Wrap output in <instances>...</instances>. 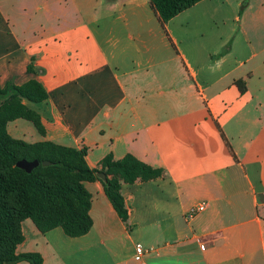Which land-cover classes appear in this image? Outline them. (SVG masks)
Instances as JSON below:
<instances>
[{
  "label": "crops",
  "instance_id": "0c3cea01",
  "mask_svg": "<svg viewBox=\"0 0 264 264\" xmlns=\"http://www.w3.org/2000/svg\"><path fill=\"white\" fill-rule=\"evenodd\" d=\"M13 1L0 0V85L36 78L50 95L26 102L46 135L23 138L86 148L92 169L131 154L166 173L122 185L127 225L101 182L86 183L91 231L42 234L25 220L17 254L39 253L43 264H264V0H236L239 29L210 39L197 21L212 0L191 8L201 16L177 36L175 18L162 23L150 0H20L12 14ZM116 33L132 65L106 50ZM32 62L45 73L29 74ZM199 203L206 210L188 218Z\"/></svg>",
  "mask_w": 264,
  "mask_h": 264
},
{
  "label": "trees",
  "instance_id": "16d2710c",
  "mask_svg": "<svg viewBox=\"0 0 264 264\" xmlns=\"http://www.w3.org/2000/svg\"><path fill=\"white\" fill-rule=\"evenodd\" d=\"M202 1L150 0L164 24ZM27 71L36 76L45 73L33 62ZM239 83L244 92L245 88ZM49 98L48 91L36 78L21 86L11 82L0 85V264H43L39 253L17 254L18 246L25 240L22 231L25 220H31L42 234L61 228L70 238L87 235L93 227V219L90 214L92 195L86 183L101 182L116 214L127 225L129 211L122 185L155 181L166 175L164 169L154 168L131 154L121 160L109 154L100 162L99 169H92L87 163L86 148L14 139L8 125L20 119L33 123L41 136L46 135L40 114L26 102L41 104ZM35 160L40 166L31 173L17 166L20 161ZM43 162L50 165L43 166ZM98 174H104L105 179Z\"/></svg>",
  "mask_w": 264,
  "mask_h": 264
},
{
  "label": "rangeland",
  "instance_id": "374dc122",
  "mask_svg": "<svg viewBox=\"0 0 264 264\" xmlns=\"http://www.w3.org/2000/svg\"><path fill=\"white\" fill-rule=\"evenodd\" d=\"M233 5L224 4L222 0H212L211 7L208 9L211 11V15L203 16L201 19L198 18V25L201 27L202 33L205 37V39L212 38L215 34L220 33L221 31L228 29L230 27H233L236 31L239 29L240 22L237 21L236 18H240L241 15V9L236 7V0H231ZM251 2L254 0H250ZM249 0H244V3H248ZM21 1H13L9 2L10 4V12L12 14H15V7L17 4H20ZM253 4V2H252ZM13 6V7H12ZM218 8V12L214 13V9ZM12 8H14L12 10ZM193 8V7H192ZM199 12V13H197ZM202 9L200 6L195 7L194 9H191L190 11H187L186 13H183L182 15H179L176 17L173 21H171L169 27L172 29L175 36H177L176 31L179 28L184 27H191L196 22L193 19V16H201ZM11 19V18H10ZM102 21H100V24L103 26L105 23H108V20L105 18H101ZM13 24L12 22H10ZM14 25V24H13ZM119 26H122L120 24ZM97 28V26H95ZM122 33H116L115 34V44L116 49L106 48L108 53L116 52L117 54H122L126 57L127 63L132 65L133 59L136 58V54H134V51L130 48L128 43L126 42L124 36ZM143 51V49H142ZM9 134L14 138L18 140H23L25 142H30L29 138H23L24 133H32L36 134L37 136L40 135L33 123L27 121V120H17L9 124ZM22 137V138H21Z\"/></svg>",
  "mask_w": 264,
  "mask_h": 264
},
{
  "label": "built area",
  "instance_id": "2783aa9c",
  "mask_svg": "<svg viewBox=\"0 0 264 264\" xmlns=\"http://www.w3.org/2000/svg\"><path fill=\"white\" fill-rule=\"evenodd\" d=\"M207 208V204L206 203H199L196 206H194L189 212H188V218H192L196 215H198L199 213L205 211ZM146 251L144 250V248L141 245H137L136 246V253H135V261L136 262H142L144 255H145Z\"/></svg>",
  "mask_w": 264,
  "mask_h": 264
},
{
  "label": "water",
  "instance_id": "95a60500",
  "mask_svg": "<svg viewBox=\"0 0 264 264\" xmlns=\"http://www.w3.org/2000/svg\"><path fill=\"white\" fill-rule=\"evenodd\" d=\"M43 166H48L50 165L49 162H43L42 163ZM17 166L21 169H24L25 171H27L28 173H31L34 169H36L37 167L40 166V162L35 160L33 162H27V161H20ZM98 177L101 178L102 180L105 179V175L104 174H98Z\"/></svg>",
  "mask_w": 264,
  "mask_h": 264
}]
</instances>
